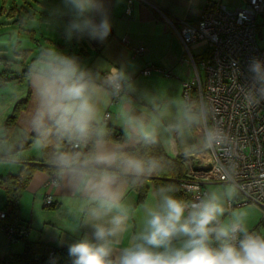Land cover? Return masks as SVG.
I'll return each mask as SVG.
<instances>
[{
    "label": "clouds",
    "instance_id": "clouds-1",
    "mask_svg": "<svg viewBox=\"0 0 264 264\" xmlns=\"http://www.w3.org/2000/svg\"><path fill=\"white\" fill-rule=\"evenodd\" d=\"M62 4V15L69 16V39L75 35L107 40L113 25L105 0H62ZM248 71L256 92L264 97V61L252 57ZM27 76L35 100L30 124L37 144L47 147L54 138L92 146L87 154L58 151L54 155L62 176L91 201L86 222L92 235L68 246L71 264H264V234L250 232L243 215L231 223H220L225 208L215 193L188 203L170 194L175 191L172 187L160 189L159 205L146 209L145 228L137 242L113 259V240L127 230L129 220L117 187L121 176L132 177L135 182L161 171L157 158L139 157L111 146L100 125L97 93L102 88L119 93L131 87L130 78L116 67L101 78L76 56L55 49L43 50L29 66ZM184 119L191 124L200 117L185 114ZM125 126L132 133L129 139L144 145L158 142L155 125L142 117L129 115ZM226 140L227 134L215 127L204 135L208 147ZM177 240L182 241L179 246L174 244Z\"/></svg>",
    "mask_w": 264,
    "mask_h": 264
},
{
    "label": "crops",
    "instance_id": "crops-1",
    "mask_svg": "<svg viewBox=\"0 0 264 264\" xmlns=\"http://www.w3.org/2000/svg\"><path fill=\"white\" fill-rule=\"evenodd\" d=\"M207 1L105 0L113 25L110 35L104 42L84 37L81 38L80 43L73 42L67 35L68 15H61V22L58 25L49 23L42 25L46 28L45 32L54 31L50 27L55 26L54 39L45 34L43 40L33 39L31 41L26 39L25 35L15 33L13 26L11 31L9 22L22 13L19 5L14 3L16 8H13V11L2 13L8 16L11 14L10 16L14 17L8 18L3 23L5 26H0V58L6 60V62L0 63L3 65L0 72L8 69L15 74H25L38 56L29 54L31 45V47H37L40 52L46 49H55L76 57L80 46L85 45L86 54L80 60L84 67L98 73L101 78L108 74L110 68L116 67L124 71L130 78L131 87L125 88V93L117 102H111L112 90L108 88H102L95 97L99 110L98 119L101 127L107 132V140L110 145L122 148V150L135 147L138 142L129 139L132 133L125 126L126 118L133 115L142 117L146 122L155 125L158 139L168 157H181L184 161L188 154H195L201 148L200 134L190 127L193 123L188 124L184 119L185 114L192 115V109L183 97L182 84L185 81H191L194 73L189 57L183 51L180 39L169 27L162 14L171 21L184 20L196 23ZM219 1L228 8H235L243 3V0ZM26 4L28 5L27 0ZM57 4L61 11L63 9L62 0H57ZM23 7L24 5H22ZM40 9L44 16L48 15L46 6ZM21 21L24 23L25 19L22 18ZM3 30L6 32H2ZM28 31L29 33L35 32L31 29ZM12 44L14 48L8 47ZM137 46L145 48L141 55L134 53ZM26 50L27 52H25ZM6 52H8L7 55L4 54ZM191 52L193 57L199 60L205 54L206 46L197 44ZM9 53H12L13 58L8 57ZM146 68L152 69L150 72H146ZM18 81L23 83L24 88L21 87L9 97L0 98V116L4 112H9L16 100L24 98L29 92L27 108L22 112L20 121L17 122V127L22 131V141L17 147L20 148L35 135L30 124L35 100L30 90L28 76L27 79L22 78ZM105 112L110 113L108 122L103 119ZM176 128H179V131L175 130ZM114 132L115 136L120 137L119 141L112 139L111 133ZM6 150L8 149L6 148ZM18 152H21L19 160H15L16 158L10 160L9 168L7 165H0V176L16 174L21 168L20 160L41 158V148L37 144V140ZM7 153L8 151H2L0 147V156L4 157ZM49 179L48 171L36 169L18 198L20 221H24L29 229L27 239L46 245L68 248L69 245L86 236L91 237L92 228L86 222V213L91 206L89 198L70 184L61 173L57 184H49ZM211 183L216 182L206 184L209 194L215 193L219 187L218 184ZM117 187L122 196V204L128 212L129 220L127 230L113 240V259L119 256L123 249L137 242L136 237L145 228L146 209L156 208L160 202L151 183H149L147 197L141 203H138L137 192L129 187L124 176H121ZM215 194L217 195V193ZM5 195L4 189L1 188L0 209L5 208ZM48 195L51 196L52 203L46 206L44 200ZM233 195L232 189L230 195H223L221 198L225 208L221 219L227 214L226 200ZM248 208L253 209V216L245 217V213L242 211L244 209H241L234 217L243 215L250 232L264 234V217H260L259 208L255 205ZM181 242L177 240L174 241V244L179 246ZM23 245L22 240L10 241L0 229V264H9L7 259L15 253H21Z\"/></svg>",
    "mask_w": 264,
    "mask_h": 264
},
{
    "label": "built area",
    "instance_id": "built-area-1",
    "mask_svg": "<svg viewBox=\"0 0 264 264\" xmlns=\"http://www.w3.org/2000/svg\"><path fill=\"white\" fill-rule=\"evenodd\" d=\"M162 16L180 39L193 69L192 80L182 84L186 103L190 105L194 94L199 110L200 120L190 127L202 136L211 127L227 134L224 143L205 146L184 158L186 177L180 186L188 194L187 202L206 198L207 183H230L234 195L226 200L227 214L244 205L258 206L264 212V97L256 92L248 71L252 57L264 61V48L258 45L259 29L264 25V0H243L235 8H228L219 0H208L196 23L175 22ZM259 17L262 23L258 22ZM197 44L206 46V54L198 62L191 52ZM144 51V46H137L134 53L141 55ZM123 93L125 89L112 92L111 102H117ZM103 119L108 122L110 113L105 112ZM88 146L63 141L57 142L56 149L86 152ZM48 183L57 184L58 177L51 175ZM51 203V196H46L44 204ZM5 216V210L0 209V220ZM0 229L10 241L27 236L29 231L24 223ZM211 243L217 246L214 240ZM49 261H53V252Z\"/></svg>",
    "mask_w": 264,
    "mask_h": 264
},
{
    "label": "trees",
    "instance_id": "trees-1",
    "mask_svg": "<svg viewBox=\"0 0 264 264\" xmlns=\"http://www.w3.org/2000/svg\"><path fill=\"white\" fill-rule=\"evenodd\" d=\"M73 42H81V38L73 35ZM85 45H81L77 58L79 60L82 59L86 54ZM27 52V50L25 51ZM206 54V52H205ZM205 54L200 58H204ZM200 59H196L195 61H200ZM10 75H13L12 77ZM27 79V71L21 74L12 73L8 69L0 72V86L8 80H19V79ZM29 101V92L23 98H19L16 100L13 106V110L11 114H9L8 120L5 122V128L11 132L12 129L16 127V123L18 121L19 114L26 110ZM189 105V104H188ZM192 106L197 107V102L195 99V95H192L191 102L189 107L192 109ZM110 137V136H109ZM112 139L115 141H119V136H115V132L111 133ZM34 140H37V136H32L31 140L25 144L32 143ZM57 141L53 138L49 141L47 147L41 148V158L37 160H20L21 168L20 170L13 175H5L0 177V187L5 191V208H3L6 212V216L4 219L0 220V228L7 225H14L16 223L22 224L24 223L28 229L27 224L24 221H20L19 216V205L18 198L20 193L26 188L29 183L33 172L36 169H44L49 172V175H55L59 178L60 170L54 164V155L57 151L56 149ZM91 144L86 150V152H81L83 154H87L91 151ZM75 150H71L68 152H73ZM129 154H133L143 158L155 157L161 163V171L154 174L152 177H141L136 179L134 182V178L124 176L129 184L131 189H134L138 194V203L143 202L147 194L149 192V183H151L156 197L160 200V189L172 187L175 189L173 193L176 198L188 201L189 197L185 190H183L180 186L182 180L185 179V165L183 159L181 157L170 158L166 155L163 146L158 139V142L153 145H144L142 143H137L135 147L131 149L123 150ZM18 240H22L24 242L23 250L21 253L13 254L11 257L7 259L9 264H71V258L68 256V248L57 246V245H46L38 241H30L27 239V236L20 237ZM17 240V241H18ZM215 241V240H214ZM216 242V241H215ZM217 244V242H216ZM50 252H53V261H49Z\"/></svg>",
    "mask_w": 264,
    "mask_h": 264
},
{
    "label": "rangeland",
    "instance_id": "rangeland-1",
    "mask_svg": "<svg viewBox=\"0 0 264 264\" xmlns=\"http://www.w3.org/2000/svg\"><path fill=\"white\" fill-rule=\"evenodd\" d=\"M14 3H17L19 5V9L22 13H20V16H16L14 17L12 16H8L3 15V12H10L13 11V8H16V6H14ZM28 5L26 4V0H0V26H5V24H3L8 18H12V21L9 22V27L11 28L10 30L12 31V26L13 29L15 31V33H20L21 35H25L26 39L29 40H33V39H37V40H43L44 35H48L51 39H54V33H55V26H51L50 28L54 31H50V32H45V26L43 27L42 25H45L46 23L49 24H55L58 25L61 21H60V16L62 15V12L59 9V5L57 4V0H27ZM22 5H24V7L22 8ZM30 6V7H29ZM46 6V11L48 12L47 16H44V13H41V7H45ZM29 11V12H28ZM16 15L17 12H16ZM46 17V18H45ZM24 18L25 21L24 23H22L21 19ZM258 22L262 23V19L259 17L258 18ZM3 24V25H2ZM21 26V28L19 29V27ZM28 29H31L35 32L29 33ZM16 30H18L16 32ZM43 30V31H42ZM261 30V36L258 37V45L261 48H264V25L260 26ZM1 32V31H0ZM2 32H6V30H3ZM21 39V38H20ZM72 39V38H71ZM14 40V38H13ZM37 43V42H34ZM32 46V45H31ZM29 47L31 48L30 53L32 54V56H37L39 55L41 52L39 51V49L36 47ZM8 47L14 48V45H9ZM4 54H8V52L4 53ZM3 54V55H4ZM10 56L8 57H12V53H9ZM13 58V57H12ZM4 63V61L6 62V60H4L3 58H0V63ZM3 65L0 64V70L2 69ZM17 69V68H16ZM200 75L202 76V70H199ZM21 87H23V83L19 82L18 80H9V81H5L1 86H0V98H6L9 97L10 94L17 92ZM24 88V87H23ZM14 106V105H13ZM189 106V105H188ZM9 112H4L1 116H0V147L2 151H8L7 154H5L4 157L0 156V165H10L11 163L9 162L10 160H19V156L21 155V152L18 151H22L25 149V144H23V147L17 148L20 144V142L22 141V131L17 127V123H16V127L14 129H12L11 132H9L6 128H5V122L8 120L9 114H11V111ZM8 113V114H7ZM199 110L196 106H192V111L191 114L192 115H197L198 116ZM22 115V112L19 114L18 117V121H20V117ZM200 120V119H199ZM196 123V122H194ZM199 141L201 143V148H205V144H204V136L199 135ZM6 148L8 150H6ZM13 164V163H12ZM9 168V166H8ZM3 177V176H0ZM211 184H218L219 187H217L216 192L218 197L222 198L223 195H230L232 193V189L234 188L232 184L230 183H220V182H216V183H211ZM220 184V185H219ZM1 189V187H0ZM254 205H244V206H240V207H236L234 208L230 213L226 214V216L221 219V222L223 224H228L231 223V221L234 218V215H237L238 211H240L241 209L244 213H245V217L249 218L251 216H253L254 211L252 208H248V207H252ZM257 208H259L258 206H255ZM260 210V217H264V212H262V210L259 208Z\"/></svg>",
    "mask_w": 264,
    "mask_h": 264
}]
</instances>
